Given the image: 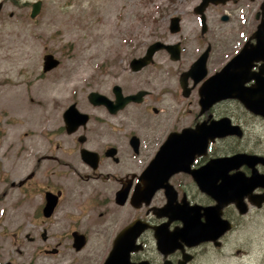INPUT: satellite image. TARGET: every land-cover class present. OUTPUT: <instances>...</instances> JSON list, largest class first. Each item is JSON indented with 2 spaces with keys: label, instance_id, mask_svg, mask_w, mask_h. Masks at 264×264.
Listing matches in <instances>:
<instances>
[{
  "label": "flooded vegetation",
  "instance_id": "obj_1",
  "mask_svg": "<svg viewBox=\"0 0 264 264\" xmlns=\"http://www.w3.org/2000/svg\"><path fill=\"white\" fill-rule=\"evenodd\" d=\"M196 15L134 57L177 52L48 105L3 89L0 43V264H264V236L233 240L264 229V0Z\"/></svg>",
  "mask_w": 264,
  "mask_h": 264
},
{
  "label": "rangeland",
  "instance_id": "obj_2",
  "mask_svg": "<svg viewBox=\"0 0 264 264\" xmlns=\"http://www.w3.org/2000/svg\"><path fill=\"white\" fill-rule=\"evenodd\" d=\"M32 1L35 0H8L0 17V43H7V61L2 64L3 89L14 96L29 91L31 94L24 97L30 95L34 102L47 105L66 101L70 95L85 90L87 81L94 85L96 76L107 75L106 80H112L119 64L140 55L151 40H178L179 36L171 35L167 29L170 16L181 18L184 36H197L200 28L198 13L194 12L200 0H42L41 12L31 19ZM221 11V6H213L206 13L217 18L216 13ZM45 52L60 61L47 72L42 71ZM20 114L10 115V121L28 115ZM39 116L31 121L33 128L46 124ZM263 230L258 221L249 223L239 228L233 240L243 243L240 245L244 249L247 240L262 239ZM236 258L229 260L239 264Z\"/></svg>",
  "mask_w": 264,
  "mask_h": 264
},
{
  "label": "water",
  "instance_id": "obj_3",
  "mask_svg": "<svg viewBox=\"0 0 264 264\" xmlns=\"http://www.w3.org/2000/svg\"><path fill=\"white\" fill-rule=\"evenodd\" d=\"M219 0H200V2L194 7V12L195 13H200L203 15V11L204 9L207 7V5L211 2V3H218ZM31 11L29 13V17L30 18H35L39 12H40V8H41V1L37 0L35 2H33L31 4ZM179 16H171L169 19V29L171 32H177L179 29ZM165 47L166 49H168V51L173 54L175 51L177 52V46L175 45H167L161 42H155L151 45H149L146 49V52L144 55L140 56V57H136V58H132L129 62V66L132 70H138L141 67H143L144 65L148 64V62L152 59V55L154 54V52L159 49ZM43 62H42V71L43 72H47L50 71L54 68H56L59 64V59L56 58L52 53H45L42 57ZM200 60H204V57H201ZM90 99L92 100H98L97 98L100 97V95H98L95 92L90 93L89 95ZM135 95H129L126 97H122V101L126 102L129 101L131 99H134ZM80 114L78 112V110H76V108L74 107V105H71L70 107H68V109L65 112V115L68 116V114ZM73 116V115H72ZM71 116V117H72ZM71 121V120H70ZM69 122V121H68Z\"/></svg>",
  "mask_w": 264,
  "mask_h": 264
}]
</instances>
